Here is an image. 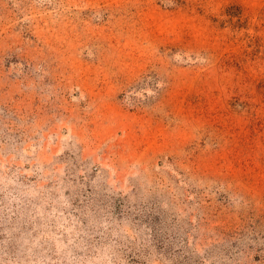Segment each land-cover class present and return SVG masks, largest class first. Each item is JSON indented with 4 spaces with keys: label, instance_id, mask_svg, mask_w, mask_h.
Segmentation results:
<instances>
[{
    "label": "rangeland",
    "instance_id": "rangeland-1",
    "mask_svg": "<svg viewBox=\"0 0 264 264\" xmlns=\"http://www.w3.org/2000/svg\"><path fill=\"white\" fill-rule=\"evenodd\" d=\"M258 218L264 0H0V264H175L171 231Z\"/></svg>",
    "mask_w": 264,
    "mask_h": 264
},
{
    "label": "trees",
    "instance_id": "trees-1",
    "mask_svg": "<svg viewBox=\"0 0 264 264\" xmlns=\"http://www.w3.org/2000/svg\"><path fill=\"white\" fill-rule=\"evenodd\" d=\"M246 225L249 227V231L244 232V230H239L238 233L232 232L231 238L228 236V238L223 243H220L219 246L206 248L204 255L198 253L194 248L188 245L185 239L183 241L180 237V232H177L176 234L175 231H171V237L177 242H181L178 250L180 249L184 251L182 257L175 261V264H204L205 258H207V261L209 260L208 264H239L237 259L250 249H255L256 244L258 245V249L263 252L264 235L261 233L262 235L260 236H262V239H260L258 235V232L264 229V224L261 219L258 218L254 220V222L249 221ZM165 236L166 235H162L159 238L157 236V238H153L157 242V249L160 252L166 247L162 246V240ZM259 259H261L260 255L256 256V260Z\"/></svg>",
    "mask_w": 264,
    "mask_h": 264
}]
</instances>
